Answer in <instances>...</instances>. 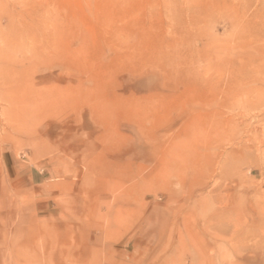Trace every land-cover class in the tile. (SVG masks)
Masks as SVG:
<instances>
[{"label": "rangeland", "instance_id": "obj_1", "mask_svg": "<svg viewBox=\"0 0 264 264\" xmlns=\"http://www.w3.org/2000/svg\"><path fill=\"white\" fill-rule=\"evenodd\" d=\"M25 1L0 0L37 54L0 83V264H264V115L229 83L264 0Z\"/></svg>", "mask_w": 264, "mask_h": 264}, {"label": "bare ground", "instance_id": "obj_2", "mask_svg": "<svg viewBox=\"0 0 264 264\" xmlns=\"http://www.w3.org/2000/svg\"><path fill=\"white\" fill-rule=\"evenodd\" d=\"M2 23H3V21H2ZM2 23L0 22V83H4L3 78H5V76H2V75L6 74V72L11 69V67H12L11 64L16 63V62H22V60L24 61L25 59L28 60V62H30V64H31L33 62V59L37 55L36 51L34 50V46H33V48H29L27 46V43H31L32 45L35 44L36 39H35L34 35L31 37L28 36L27 42H24L23 40L18 41L17 39H15L16 37L12 34V29L10 27L9 21H7V23L5 25H2ZM246 27H248L249 32H251L253 34V36H255L254 40L257 43H256L255 47H253V48L247 47V48L240 49V50L237 49L238 50L237 53L239 54L238 56L240 58V67L235 66L234 68L230 69V71H229L230 82L229 83H232V84L236 83V86L238 85V89L236 91L238 93L237 99H236V103H237L236 104L237 105L236 111H237V113L240 116L254 118V117L264 115V33L255 24L254 25L247 24ZM26 29H27V27H26ZM28 31H29V29H28ZM243 32H245V31H243ZM17 38H18V36H17ZM217 43H220V42H217ZM221 43L223 44V42H221ZM215 44H216V42H215ZM215 44H214V46H216ZM32 45H30V47H32ZM224 45L225 44H223V46ZM251 45H253V44H251ZM215 51H216L215 55L217 57L219 55H221L220 57L222 58V54H225L224 51H220V48H219L218 52H217V50H215ZM228 51H226L227 54H228ZM229 54H230V51H229ZM232 55H234V54H232ZM235 55H236V53H235ZM18 57H19V59H18ZM28 66H30V65L28 64ZM16 74H18V75L15 77V79H14L15 81H13V82L14 83L16 82V84L18 85L20 80L23 79L25 72H23V71H21L19 73L15 72V75ZM223 76H224V74H223ZM10 94H12V93H10ZM234 102H232V104ZM16 107H17V105H16ZM230 108H231V106H230ZM261 120H264V117ZM260 127H261L260 133L254 135L252 141H254L255 143L262 146V148H260V147L256 148V151L260 152L262 155V153H264V122H263V125ZM238 138H239V136H238ZM231 139H233V138H231Z\"/></svg>", "mask_w": 264, "mask_h": 264}]
</instances>
